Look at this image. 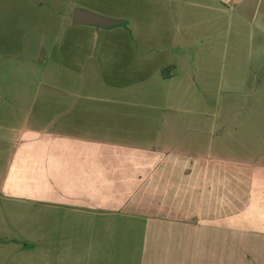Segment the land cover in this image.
<instances>
[{"label":"crops","instance_id":"1","mask_svg":"<svg viewBox=\"0 0 264 264\" xmlns=\"http://www.w3.org/2000/svg\"><path fill=\"white\" fill-rule=\"evenodd\" d=\"M243 2L0 0V260L264 264V148L250 130L227 112L214 134L180 126L169 106L148 130L130 122L139 109L77 101L202 96L190 52L241 36ZM76 9L124 24L76 25Z\"/></svg>","mask_w":264,"mask_h":264},{"label":"rangeland","instance_id":"2","mask_svg":"<svg viewBox=\"0 0 264 264\" xmlns=\"http://www.w3.org/2000/svg\"><path fill=\"white\" fill-rule=\"evenodd\" d=\"M243 1L237 8L243 16V21L239 20L237 28L241 36L236 35L234 28L232 35L228 37L227 49L212 44L209 48L197 46L190 52L197 62L196 90L203 92L202 96L197 94L188 100H166L164 94L169 89L159 86L138 96L121 100L94 89L88 96L77 99L78 107L100 110L139 109L142 111L141 115L131 116L130 122L145 125L148 130H154L161 123L156 109L164 106L174 107L177 111L172 115L167 114L165 120L172 119L171 122L192 129L205 126L207 130L211 127L213 134L218 131L221 123L220 113L227 112L228 124L250 130L254 145L260 144L261 149L264 148V0ZM217 32L213 27L209 30L213 36ZM2 92L0 87V94ZM37 102L42 101L39 99ZM17 125L21 126L19 123ZM187 133L189 136L193 134ZM154 135V132L148 133L150 137ZM23 136L19 138L22 139ZM205 136L197 134L201 140L207 139V135ZM38 137L49 138L50 134L42 133ZM26 218L27 213L21 212L20 219ZM29 218H33V215ZM35 218H43V213L36 211ZM0 264H29V260L23 257L12 260L10 257L6 259L5 256L0 260Z\"/></svg>","mask_w":264,"mask_h":264},{"label":"water","instance_id":"3","mask_svg":"<svg viewBox=\"0 0 264 264\" xmlns=\"http://www.w3.org/2000/svg\"><path fill=\"white\" fill-rule=\"evenodd\" d=\"M72 22L76 25L93 26L99 29H109L124 24L123 21L106 18L80 9L74 11Z\"/></svg>","mask_w":264,"mask_h":264}]
</instances>
